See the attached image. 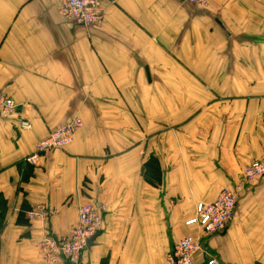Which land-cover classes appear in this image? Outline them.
Listing matches in <instances>:
<instances>
[{
    "label": "crops",
    "instance_id": "obj_1",
    "mask_svg": "<svg viewBox=\"0 0 264 264\" xmlns=\"http://www.w3.org/2000/svg\"><path fill=\"white\" fill-rule=\"evenodd\" d=\"M102 7L83 28L59 0H0V92L17 106L0 116V264H45L36 243L67 236L85 202L102 224L77 264H165L187 236L191 264H264V176L222 234L186 226L264 156V0ZM74 117L70 144L25 161Z\"/></svg>",
    "mask_w": 264,
    "mask_h": 264
},
{
    "label": "built area",
    "instance_id": "obj_2",
    "mask_svg": "<svg viewBox=\"0 0 264 264\" xmlns=\"http://www.w3.org/2000/svg\"><path fill=\"white\" fill-rule=\"evenodd\" d=\"M103 0H59L58 13L67 23L90 28L98 25L103 18ZM194 6H207V0H181ZM14 102L0 92V116L10 117L15 109ZM82 122L78 117L57 126L48 137L39 142L34 153L25 161L34 164L39 157L51 151L62 150L73 140L75 133L81 128ZM21 130H29L30 124L19 122ZM264 176V156L243 169L239 182L234 190H222L216 198L208 203H198L192 218L186 226H196L205 236L222 234L231 224L237 206V193L245 184L256 181ZM29 220H44L45 211H29ZM77 224L70 233L62 238L44 237L36 243V251L45 264H77L81 254L86 250L87 243L101 229L102 219L100 209L94 204L85 202L77 208ZM200 239L187 236L180 239L166 256L165 264H191L192 256L200 251ZM208 264H214L211 260Z\"/></svg>",
    "mask_w": 264,
    "mask_h": 264
},
{
    "label": "water",
    "instance_id": "obj_3",
    "mask_svg": "<svg viewBox=\"0 0 264 264\" xmlns=\"http://www.w3.org/2000/svg\"><path fill=\"white\" fill-rule=\"evenodd\" d=\"M98 235V234H97ZM96 235V236H97ZM96 236L94 237V238H92L90 241H88V243H87V247H90L91 246V244H92V242L94 241V239L96 238Z\"/></svg>",
    "mask_w": 264,
    "mask_h": 264
}]
</instances>
